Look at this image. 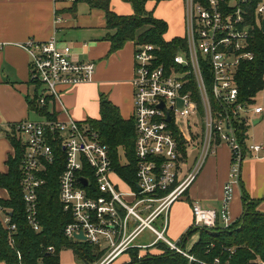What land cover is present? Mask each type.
Segmentation results:
<instances>
[{
	"label": "built area",
	"instance_id": "2783aa9c",
	"mask_svg": "<svg viewBox=\"0 0 264 264\" xmlns=\"http://www.w3.org/2000/svg\"><path fill=\"white\" fill-rule=\"evenodd\" d=\"M255 1L256 19L250 23L245 8ZM184 7L185 46L178 49L168 66L157 62L160 47L152 43L134 46V186L112 168L108 146L87 121L45 117L25 119L10 127L24 146L21 186L27 223L36 232L42 230L38 191L46 182L47 165L59 157L58 147L63 152L59 199L72 217L64 234L101 251L95 264H113L128 249L147 248L156 241L187 255L177 241L165 235L167 210L184 196L203 162L222 143L230 148V171L221 206L204 208L193 201L192 225L230 226L228 205L232 186L239 180L241 162L247 152L264 149V144L245 145L239 138L240 125H247V120L261 114L263 107L240 99L236 80L241 63L254 56L251 31L255 26L261 27L264 0H184ZM21 46L30 56V81L37 90L30 99L41 107L60 99V85L92 78L94 63L74 58L72 45L60 42L56 36L46 41L29 39ZM189 75L194 78L199 102L188 88ZM192 151L193 162L185 170ZM0 211L4 213L0 222L13 243L16 224L1 204ZM161 215L156 227L154 221ZM145 229L154 238L149 244H139L136 238ZM79 232L85 240L76 238ZM48 250L52 252L54 248ZM218 262L215 258L214 264ZM254 263L264 264V260L257 257Z\"/></svg>",
	"mask_w": 264,
	"mask_h": 264
},
{
	"label": "crops",
	"instance_id": "0c3cea01",
	"mask_svg": "<svg viewBox=\"0 0 264 264\" xmlns=\"http://www.w3.org/2000/svg\"><path fill=\"white\" fill-rule=\"evenodd\" d=\"M89 1L0 0L1 173L8 172L7 160L15 155V147L9 137L10 127L25 119L32 120L33 113H36L29 105L30 98L37 92L30 81V56L21 46L29 39L46 41L56 36L60 42L72 45L74 58L94 63V72L90 81L59 86L60 99L50 104V110L54 112L56 119L66 121L72 118L80 122L99 119L101 97L116 106L123 119L132 118L131 79L134 43L126 41L120 48L111 51L110 41L106 38L108 30L105 12L99 7L92 6ZM150 1L153 4L149 3L150 6H146L147 11L152 10L155 18L167 23L164 38L170 40L175 36L182 37L185 34L184 0ZM108 3L110 10L118 15L133 13L132 6L128 2L108 0ZM161 4H166L169 8L165 17L158 15L156 10ZM244 143L247 145L256 142ZM257 144L263 143L257 142ZM194 156L195 151L190 152L183 169L186 170L192 164ZM229 171L230 148L222 143L216 153L203 162L184 196L169 206L165 231L168 239L179 241L181 235L191 227L193 201H197L204 208H220L223 186L229 180ZM239 179L250 199L256 201V210L264 213V149L258 153L247 152L240 165ZM7 198H9L8 191L0 186V199ZM242 210L241 187L239 182H236L232 186V198L228 205L231 222L240 217ZM3 215L4 213L0 211V219ZM197 239L198 232L187 240L190 242L188 245L187 242L185 243V249L189 250ZM146 252L158 253L159 250L152 246L139 249V255ZM129 262V253L125 252L113 264H131ZM0 264L6 263L0 261Z\"/></svg>",
	"mask_w": 264,
	"mask_h": 264
},
{
	"label": "trees",
	"instance_id": "16d2710c",
	"mask_svg": "<svg viewBox=\"0 0 264 264\" xmlns=\"http://www.w3.org/2000/svg\"><path fill=\"white\" fill-rule=\"evenodd\" d=\"M131 4V15H118L109 8L108 0H90V4L104 10L107 35L111 51L120 48L126 41H133L134 46L152 43L160 50L157 62L168 66L173 62V56L180 48H184L185 40L175 36L170 40L164 38L167 23L155 18L151 11L145 9V0H123ZM160 0H156L158 2ZM256 1L246 6V20L254 23L256 19L254 7ZM250 46L253 58L241 63L237 75V86L240 99L253 102V97L264 89V32L259 26L251 31ZM188 88L196 101L199 100L194 78L189 75ZM99 119H88L87 122L97 131L102 143L108 146L112 168L117 174L134 186L136 184V167L134 158L135 124L133 117L123 119L116 106L101 97L99 102ZM50 102L41 107L35 99L29 100L30 109L42 117L55 119L50 110ZM201 110V109H200ZM246 125L239 127V138L242 143L246 138ZM10 140L15 147V155L7 160L9 170L0 172V186L9 193V198L0 199L5 212L11 216L16 224V231L10 242L9 232L0 222V261L6 264H60V252L64 248H71L76 259L81 264H92L97 261L102 252L86 241L68 239L64 234V227L72 221L63 209L59 199V175L63 168V152L56 147L58 159L47 165L46 182L39 189V218L42 230L34 231L27 223L21 186V159L24 146L11 131ZM242 213L238 219L228 227L216 225L212 228H200L191 225L177 241L187 255L170 249L162 241H156L152 247L158 253L146 252L139 255L138 248L128 249L132 257L131 264H255L259 257L264 260V213L256 210V201L250 199L245 192L240 179ZM198 232L197 241L185 249L186 241L192 234ZM53 247L54 251L48 248ZM191 256L192 259H189Z\"/></svg>",
	"mask_w": 264,
	"mask_h": 264
},
{
	"label": "rangeland",
	"instance_id": "374dc122",
	"mask_svg": "<svg viewBox=\"0 0 264 264\" xmlns=\"http://www.w3.org/2000/svg\"><path fill=\"white\" fill-rule=\"evenodd\" d=\"M156 2V0H155ZM149 3H152L150 0H145V9L146 6ZM147 10V9H146ZM157 13L158 15H163L164 17L168 14L169 8L166 4H161L157 7ZM151 11L152 10H148ZM153 14V13H152ZM155 16V13H154ZM253 103L254 104H261V106L264 109V89L258 92L254 97H253ZM197 118V117H196ZM254 119H258L259 121L255 124L252 123ZM32 120H43V117L38 115L37 113H33L32 115ZM246 136L247 138L245 139L246 143L249 142H261L264 144L263 138H264V110L261 112V114L251 116L249 120H247V125H246ZM190 155L188 156L187 160L189 159ZM162 218V215L158 217L154 221V225L156 227H159V222ZM154 235L150 233L149 230L145 229L142 231V233L136 238V242H141V243H147L153 240ZM189 240V239H188ZM187 245L188 242L186 241ZM130 259L132 258L129 254ZM60 264H81L78 259H76V255L74 254L73 250L71 248H64L60 252Z\"/></svg>",
	"mask_w": 264,
	"mask_h": 264
},
{
	"label": "water",
	"instance_id": "95a60500",
	"mask_svg": "<svg viewBox=\"0 0 264 264\" xmlns=\"http://www.w3.org/2000/svg\"><path fill=\"white\" fill-rule=\"evenodd\" d=\"M261 28H262V31L264 32V19L262 20ZM160 106H162V105H160ZM166 118L169 119V116H167ZM258 121H259L258 119L254 120L253 124L257 123ZM263 141H264V138H263ZM81 180L85 184V180L84 179H81ZM76 238L81 239V240H85V236L82 234V232L77 233Z\"/></svg>",
	"mask_w": 264,
	"mask_h": 264
}]
</instances>
